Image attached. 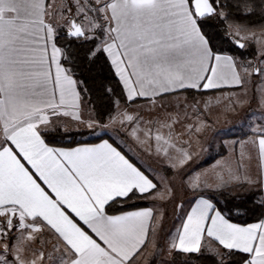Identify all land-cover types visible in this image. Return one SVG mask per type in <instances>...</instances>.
<instances>
[{
  "label": "crops",
  "instance_id": "crops-1",
  "mask_svg": "<svg viewBox=\"0 0 264 264\" xmlns=\"http://www.w3.org/2000/svg\"><path fill=\"white\" fill-rule=\"evenodd\" d=\"M56 5L0 0V264H149L156 255L154 264H179L173 253L197 252L203 238L248 254L242 264H264V212L237 224L199 192L244 184L264 200V132L233 138L232 103L247 94L249 70L211 52L188 0H103L100 46L132 101L103 126L122 142L107 134L50 146L41 131L97 126L60 63L49 24ZM210 151L217 156L206 163ZM173 176L194 196L175 232L161 233L148 197ZM133 192L147 205L104 212Z\"/></svg>",
  "mask_w": 264,
  "mask_h": 264
},
{
  "label": "trees",
  "instance_id": "trees-1",
  "mask_svg": "<svg viewBox=\"0 0 264 264\" xmlns=\"http://www.w3.org/2000/svg\"><path fill=\"white\" fill-rule=\"evenodd\" d=\"M191 0H188L190 3ZM215 13L199 19L196 17L202 35L214 54H229L238 59L250 56L246 49L238 48L226 32V26H236L241 31L264 29V0H209ZM249 10H251L249 12ZM98 17V16H97ZM80 24L78 18L70 16ZM81 26V24H80ZM54 41L60 49V63L76 82L78 94L84 107L92 112L101 126L114 113L117 105H128L124 89L116 76L112 65L100 44L104 37L101 23L91 31V36L83 31L82 37L73 38L67 29L55 27ZM190 96L203 94L204 91H185ZM96 128L64 130L56 125L40 132L46 144L54 147H73L82 143L97 142L107 134L92 136ZM219 154V153H218ZM217 155L209 156L210 162ZM199 191V190H196ZM213 203V206L227 220L237 224H248L261 220L264 206H260L262 193L260 189H250L244 184L225 189L200 190ZM146 194L130 193L118 197L104 206L107 214H116L125 210L146 206L143 199ZM212 251L208 250L209 247ZM157 255L149 264H154ZM172 259L179 264H242L248 254L226 249L216 242L203 238L197 252H174Z\"/></svg>",
  "mask_w": 264,
  "mask_h": 264
},
{
  "label": "rangeland",
  "instance_id": "rangeland-1",
  "mask_svg": "<svg viewBox=\"0 0 264 264\" xmlns=\"http://www.w3.org/2000/svg\"><path fill=\"white\" fill-rule=\"evenodd\" d=\"M103 0H57L55 8L54 18L55 21L52 24V20L49 21L50 26L54 28L56 26H63L65 29L69 24L70 16L79 19L82 30L87 33V37L91 36V31L97 26V23H101L104 30L105 18L100 13L98 6ZM98 16V17H97ZM226 32L234 41L242 43V48L246 49L250 56L245 59H236L243 67L249 70V90L247 94H240L234 97L232 105L233 110V138L243 137L244 134H251V132H264V29L255 31H241L236 26H226ZM256 76V77H255ZM255 77V78H254ZM246 85L248 81H244ZM245 97H248V111L243 112L241 109V101ZM239 102V103H238ZM238 103V104H237ZM88 112L91 117L92 112ZM87 124L92 122L86 121ZM92 125H95L92 124ZM96 130L92 136L106 133L109 136L116 138V140L122 142L120 134L116 135L108 126H98L96 122ZM138 161L145 164V168L154 174V171L146 160L139 159L131 150H128ZM214 151H210V154ZM177 176H173L170 181L166 183L158 182L156 190L153 196L148 197L149 202L154 210V223L162 230L170 229L171 234L175 232L184 210L188 206L190 200L193 198L192 187L188 185V182L178 181ZM235 187V186H232ZM225 189V188H222ZM146 199V196L143 198ZM209 247V246H208ZM210 251L212 248L209 247Z\"/></svg>",
  "mask_w": 264,
  "mask_h": 264
},
{
  "label": "water",
  "instance_id": "water-1",
  "mask_svg": "<svg viewBox=\"0 0 264 264\" xmlns=\"http://www.w3.org/2000/svg\"><path fill=\"white\" fill-rule=\"evenodd\" d=\"M190 6L194 15L199 19L206 18L214 14L216 11L209 0H191ZM67 34L70 37H73V34H76L78 37L84 35L80 24L76 23L73 19L70 20V29L67 31ZM234 43L238 48H242L241 42L234 41Z\"/></svg>",
  "mask_w": 264,
  "mask_h": 264
},
{
  "label": "snow or ice",
  "instance_id": "snow-or-ice-1",
  "mask_svg": "<svg viewBox=\"0 0 264 264\" xmlns=\"http://www.w3.org/2000/svg\"><path fill=\"white\" fill-rule=\"evenodd\" d=\"M251 10H249L250 12ZM73 38H78V36L76 34H73ZM259 154V158H258V165H259V170L262 174H264V151H260L258 152ZM219 163V162H217ZM260 206H264V200L260 201ZM5 257L3 254H0V260H3ZM249 264H252V262L250 261Z\"/></svg>",
  "mask_w": 264,
  "mask_h": 264
}]
</instances>
